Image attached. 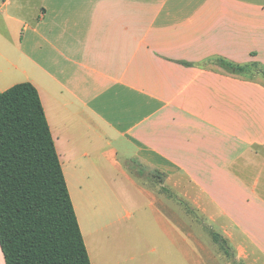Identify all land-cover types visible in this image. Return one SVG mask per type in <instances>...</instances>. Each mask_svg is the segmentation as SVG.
<instances>
[{
  "label": "crops",
  "instance_id": "1",
  "mask_svg": "<svg viewBox=\"0 0 264 264\" xmlns=\"http://www.w3.org/2000/svg\"><path fill=\"white\" fill-rule=\"evenodd\" d=\"M218 58L264 68V0L0 4V92L37 89L91 264H220L195 225L264 264V76Z\"/></svg>",
  "mask_w": 264,
  "mask_h": 264
},
{
  "label": "trees",
  "instance_id": "2",
  "mask_svg": "<svg viewBox=\"0 0 264 264\" xmlns=\"http://www.w3.org/2000/svg\"><path fill=\"white\" fill-rule=\"evenodd\" d=\"M215 61L234 75L264 76L255 62ZM220 245L225 247L224 240ZM0 249L5 264H91L39 93L30 82L0 92Z\"/></svg>",
  "mask_w": 264,
  "mask_h": 264
},
{
  "label": "rangeland",
  "instance_id": "3",
  "mask_svg": "<svg viewBox=\"0 0 264 264\" xmlns=\"http://www.w3.org/2000/svg\"><path fill=\"white\" fill-rule=\"evenodd\" d=\"M135 179H137L140 182V180H139L140 178L139 179L135 178ZM200 228H201V226L195 225V229L197 230V232H199L203 235V238H201V241L204 243H207L211 250L214 249L218 253H220V256H216L215 260L220 262V264H225V262H226V264H242L240 261H237V259L235 258L234 248L231 245L229 247H227V249L221 247L220 242L215 243L212 240L211 236L208 235L209 227H207V225L204 226L203 232L200 231L201 230ZM201 259H203V264H213V261L210 258H206L204 256V258H201ZM178 263L180 264V258H178ZM195 264H200L197 257H195Z\"/></svg>",
  "mask_w": 264,
  "mask_h": 264
},
{
  "label": "built area",
  "instance_id": "4",
  "mask_svg": "<svg viewBox=\"0 0 264 264\" xmlns=\"http://www.w3.org/2000/svg\"><path fill=\"white\" fill-rule=\"evenodd\" d=\"M8 0H0V4L6 3Z\"/></svg>",
  "mask_w": 264,
  "mask_h": 264
}]
</instances>
